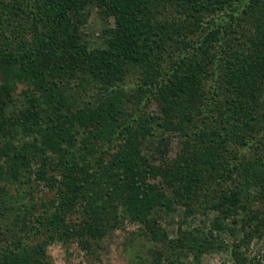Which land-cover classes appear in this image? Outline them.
Here are the masks:
<instances>
[{
	"label": "rangeland",
	"instance_id": "374dc122",
	"mask_svg": "<svg viewBox=\"0 0 264 264\" xmlns=\"http://www.w3.org/2000/svg\"><path fill=\"white\" fill-rule=\"evenodd\" d=\"M8 2L0 0V12L8 21L5 30L0 28L6 41L4 46L0 42V105H5L6 115H14L31 109L32 100L41 94L24 78L27 67L20 66L21 62L33 69L42 68L34 58L37 42L29 31L30 19L24 15L11 16L12 7ZM245 10L246 14L239 12L231 28L234 32H227L226 37L230 38L223 47L239 42L241 48L248 50L257 44L254 53L259 55L260 66L248 68L234 64L237 76L246 68V77L237 78L236 84L240 83V88L248 92V99L235 104L231 100L226 102L225 95L221 94L216 108L210 106V111L201 113L193 111L186 130L191 143L199 142L197 128L204 123L210 129L211 124L216 138L218 132L223 135V130L227 129L237 131L239 136L250 135L248 144L253 141L256 149L264 152V41L253 25L255 18H261V23L264 20L260 9L252 13L251 8ZM81 13L85 21L78 28L82 40L90 49L104 46V30L113 26L112 18L99 16L94 5L85 6ZM221 15L222 12L218 17ZM226 23L229 24L227 20ZM16 32L21 36H13ZM200 37L202 33L192 39L196 41ZM251 40H254L253 46ZM164 67L169 68L168 61L162 64L163 70ZM216 73L215 81L207 78L209 76L204 78L205 89L212 86L218 91L217 80L222 71ZM43 74L46 76V71ZM114 84L125 93V99L117 119L103 135L90 132L97 124L67 123L71 114L77 110L89 113L108 95L101 82L81 72L66 80L55 79L51 85L52 93L58 94V110L47 104L38 107L36 102V118L28 126L31 130L26 133L17 125L10 138H0V145L10 141L29 159L28 167L19 168L16 178L8 172L0 177V255L6 249L14 250L22 256H34L38 264H169V259L180 264H235L231 251L237 245L242 257H251L254 264H264V227L254 230L251 225L254 217L264 220V193L257 192L251 180H243L244 209L216 218L217 212L205 209L203 196L195 193L191 201L193 210L186 211L174 196V184L169 183H176L177 162L183 159L178 153L185 137L177 132L178 128L172 129L176 122L151 119L158 114L160 103L158 97L151 94L153 87L143 85L140 65L127 63L122 80ZM139 84L141 89L137 87ZM235 109H241L240 113H232ZM142 114L151 121L148 127L142 126V130L135 132ZM56 126L59 132L68 129L59 140V152L52 151L39 135L47 127L57 130ZM207 131L201 141L210 136ZM238 151L239 159L251 163L254 156L250 150L240 152L239 148ZM130 158L136 167L143 169L139 177L156 184L160 195L159 202L148 211L146 221L132 218L124 203L128 195L123 194L122 161L128 163ZM42 163L54 181H36L32 171ZM215 222H221L222 230L213 227ZM152 229L156 233H152ZM210 229L218 239L217 249L199 253L191 252L187 245L185 250L177 245L176 240L187 232L209 236ZM194 244L191 243V247Z\"/></svg>",
	"mask_w": 264,
	"mask_h": 264
},
{
	"label": "trees",
	"instance_id": "16d2710c",
	"mask_svg": "<svg viewBox=\"0 0 264 264\" xmlns=\"http://www.w3.org/2000/svg\"><path fill=\"white\" fill-rule=\"evenodd\" d=\"M9 1L12 7L9 13L11 16L24 15L31 22L29 31L37 42L34 58L42 69L37 66L33 69L24 62H21L20 66L27 67L24 78L41 92V99L40 97L33 99L32 104L29 103L31 109L14 115H6L5 105L2 103L0 138H10V133L17 125H21L22 130L28 133L31 130L29 124L36 118L38 103V107L47 104L58 110V94L52 93L51 85L55 79L66 80L80 75L81 72L88 73L101 82L106 87L108 95L106 100L101 101L89 113L77 110L71 114L67 123L72 125L75 121L79 126L87 123L97 124L90 132H101L103 135L111 122L117 119L116 116L120 114L122 108L121 102L125 99V93L123 94L114 83L122 80L127 63H137L141 66L143 85L153 87L151 94L155 98L158 97L160 103L158 114L151 119L155 122L162 119L163 123L176 122L172 129L178 128L177 132H181L185 137L181 141L178 153L183 159L177 162L179 169L176 183L169 182L174 184L173 193L177 202L186 211H192L193 197L201 194L206 204L205 209L215 210L216 218H221L224 215L230 216L241 208L244 209L242 194L245 184L243 186L241 183L243 180L244 182L251 180V186L257 188V192L264 193V152L257 150L253 141L251 145L248 144L250 135L239 136L237 131L227 129L223 130V135H219L218 132L216 138L215 130H211V124L210 129L201 123L197 128V137L200 140L198 143H191L192 140L186 131L191 113L210 111V106L216 108L221 100V94L225 95L226 102L231 100L236 104L238 100L247 101L248 92L240 88V83L236 84L237 78L240 80L239 78L246 77V68L242 69V73L240 71L242 77L237 76L235 71L237 66L234 64L245 65L248 68L260 66L259 55L254 53L257 44L251 40L254 46L248 50L241 48L239 42L227 45L226 48L223 44L226 45V40L230 38L226 37L227 32H234L231 28L235 26L234 22H237L239 12L246 14L247 7L251 8V13L260 9L264 20V0ZM87 5H94L99 16L112 18L113 21V26L104 30L105 44L100 48L90 49L78 31L79 26L85 22L81 11ZM232 5L235 7L231 8ZM5 18L7 17L0 12V28L3 30L8 25ZM3 20L6 22L2 25ZM260 20L261 18H255L253 25L262 34L261 40L264 41V22L261 23ZM199 33H202V37L193 41L192 37L195 34L199 36ZM16 35L21 36L20 32L13 33V36ZM0 36L1 45L4 46L5 34L0 33ZM167 61L169 68L164 67L163 70L161 66ZM45 71L46 76L43 74ZM217 71L220 73L222 71V76L217 80L218 91L212 86L205 89L204 78L209 76L207 78L215 81L214 75H217ZM137 87L141 89L140 84ZM240 110L235 109L232 113H240ZM150 121L142 114L135 132L136 129L139 131L143 127H148ZM56 128L55 131L49 127L44 128V133L40 131L39 135L47 146L52 147V151L59 152L61 150L59 140L68 133V129L59 132L58 126ZM206 130L210 136L201 141ZM253 138L251 136V140ZM233 145L236 146L230 149ZM239 148L240 152L244 149L251 151L254 156L251 163L239 159ZM261 160L263 161L260 163ZM28 165L27 155L13 147L10 141H4V145H0V177L8 172L11 177L16 178L19 168ZM142 170L135 166V161L131 158L128 163L122 161L123 194L128 195L124 203L132 218L146 221L148 211L159 202L160 195L156 184L139 177ZM32 172L37 182L54 181L53 177L47 175L44 163L38 164ZM212 192L216 196L215 202ZM35 220L39 221L38 218ZM251 225L254 230L259 229L264 227V220L254 217ZM213 227L218 231L222 230L221 222L213 223ZM151 231L156 233L155 229ZM213 231V229L208 231L209 236L206 233L197 236L187 232L185 236L176 240L177 245L182 246L184 250L187 245L191 252L194 250L199 253L217 249L218 239L213 235ZM191 243L195 244L191 247ZM236 247L239 248L237 245ZM237 248L234 246L231 251L235 264H254L251 257H242ZM168 262L180 264L173 259H169ZM0 264H38V261L34 256H22L14 250L6 249L0 255Z\"/></svg>",
	"mask_w": 264,
	"mask_h": 264
}]
</instances>
